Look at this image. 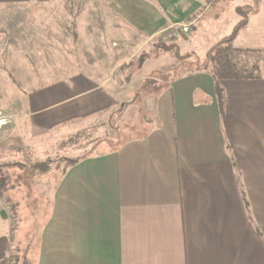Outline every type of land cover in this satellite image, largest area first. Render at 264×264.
<instances>
[{
  "label": "crops",
  "instance_id": "obj_1",
  "mask_svg": "<svg viewBox=\"0 0 264 264\" xmlns=\"http://www.w3.org/2000/svg\"><path fill=\"white\" fill-rule=\"evenodd\" d=\"M218 1L86 0L71 20L81 63L57 75L55 64L26 58L30 37L18 25L1 51L26 71L18 83L34 86L21 100L23 133L68 134L123 105L162 66L145 58L128 83H114L113 70L133 60L139 40ZM158 84L141 136L84 156L53 185L32 175L14 204L0 197V264H264V75L222 80V109L207 70Z\"/></svg>",
  "mask_w": 264,
  "mask_h": 264
},
{
  "label": "rangeland",
  "instance_id": "obj_2",
  "mask_svg": "<svg viewBox=\"0 0 264 264\" xmlns=\"http://www.w3.org/2000/svg\"><path fill=\"white\" fill-rule=\"evenodd\" d=\"M85 3L86 0H57L50 6L0 3V113L10 118V124L0 128V176L7 179L10 187L4 197L13 204L20 198L17 197L19 191L22 195L24 185L29 188L33 184L31 178L35 175H45L41 177L48 180V185L55 184L66 168V158L107 152L123 140L141 136L142 127L150 121V113L146 111L147 96L160 88L158 83L162 79L169 80L201 66L206 51L231 32L234 19L240 20L239 9L247 25L240 30L233 46L242 50L239 54L242 61L252 63L256 60L259 75H264V0H219L212 10L207 12L203 9L151 39L139 40L141 48L132 59L138 62L150 50L153 52L148 53L149 63L155 62L158 57L162 66L146 72L140 85L122 100L123 105L115 107L103 118L78 127L74 123L71 125L74 129L72 133L61 135L50 132L37 137L23 133L21 127L24 121L17 122L21 100L34 86L18 83L17 72L26 71L13 68L7 61L6 53L1 51L6 35L8 32L15 35L16 27L24 24L25 36L30 37L29 43H26V49L30 50L25 53L26 58L34 67H43L46 63L53 67L55 64L57 69L53 71L56 75L65 73L66 66L81 63L79 50L82 42L76 38L71 20L85 7ZM11 40L16 42L15 37ZM13 56L14 59L18 57ZM117 60L114 59V66L119 64ZM115 70L112 78L118 84L120 74ZM71 71L68 69V72ZM40 163H46V171L42 172ZM12 253L13 259L16 257L15 250ZM10 264H16V259Z\"/></svg>",
  "mask_w": 264,
  "mask_h": 264
},
{
  "label": "trees",
  "instance_id": "obj_3",
  "mask_svg": "<svg viewBox=\"0 0 264 264\" xmlns=\"http://www.w3.org/2000/svg\"><path fill=\"white\" fill-rule=\"evenodd\" d=\"M240 10V9H239ZM237 11L238 15H240V20L234 25L231 32L227 35L220 38L215 44L209 48L204 54V61L201 66L196 67L194 70H207L214 79V85L216 90V96L218 100V104L220 109H222L223 105V93L220 87V82L222 80H230V79H250L256 78L259 76V64L255 60L252 63L247 61H242L239 57V54L242 50L235 48L233 46V42L237 37L240 30L246 27L247 21L244 18V14L241 11ZM182 35V33H180ZM183 36V35H182ZM153 52V51H152ZM150 53V52H149ZM148 53L145 54V57L148 59ZM144 56H141L138 62L135 60H131L127 63L122 64L118 68V72L120 74V79L118 83L120 85H124L128 83L134 75L139 70V63L145 60ZM84 157V156H83ZM80 158L75 159H65L66 168L62 173L66 171V169L74 164H76ZM40 168L43 171L47 170L46 163H40ZM8 181L5 177L0 176V197H4L5 193L9 190Z\"/></svg>",
  "mask_w": 264,
  "mask_h": 264
},
{
  "label": "built area",
  "instance_id": "obj_4",
  "mask_svg": "<svg viewBox=\"0 0 264 264\" xmlns=\"http://www.w3.org/2000/svg\"><path fill=\"white\" fill-rule=\"evenodd\" d=\"M187 26H185L186 28ZM10 124V118L7 114L0 113V128L7 127Z\"/></svg>",
  "mask_w": 264,
  "mask_h": 264
}]
</instances>
